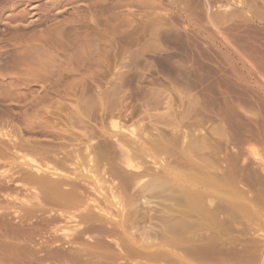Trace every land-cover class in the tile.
I'll use <instances>...</instances> for the list:
<instances>
[{
  "label": "rangeland",
  "instance_id": "rangeland-1",
  "mask_svg": "<svg viewBox=\"0 0 264 264\" xmlns=\"http://www.w3.org/2000/svg\"><path fill=\"white\" fill-rule=\"evenodd\" d=\"M42 2V0L39 1V3ZM256 4L262 7L264 0H48L43 8L23 5L20 9H16L15 11L9 10L3 14L0 13V218H2L0 219V222L2 220V223H0V233L1 236L3 235L4 237L1 238L0 236V242L2 243L4 241L3 244L6 242V245L17 243L15 246H21L19 247L20 249H17L21 250L20 253L25 252L24 257L28 260H31L30 258H36L35 256L38 257L39 254L38 258L42 260L39 259L41 261L38 264H86V262L87 264H124L126 261L127 263L125 264H179L177 260H173L174 258L166 257L165 259L164 256V254L167 255L168 253L167 249H174L173 245L167 242L170 236L172 237V227L170 231H168L170 228L168 227L170 226L168 220L171 218L168 216L169 213L165 212L168 211L169 208L164 210L166 207H164V203L168 204L169 201L163 203L161 197L155 198V195H150V192H146L145 194L140 192L141 195H144H140V197L138 192L140 185L150 180L148 178H152L156 174H159L158 178L160 176L163 177V182L165 183L164 185L162 184L163 182L158 184L157 182L161 179L159 178L156 182L159 187L157 186L154 188L155 191L163 188L165 184L166 187L168 186L167 188L172 186L171 188L174 187L187 191L189 184L185 179L181 178V180H179L180 178L177 179L173 174H168L165 169L162 168V166H165V161L162 160V157L157 158V162L154 164L151 161L155 159L153 154V156H146L141 153L140 148L142 146H150L152 144L151 141H148L150 140L147 139L148 137L145 139L144 136L143 139L145 143H142L143 145L140 143L137 144L131 138V134L128 131L133 128V126L137 127L140 124L141 126L139 127H143L144 135L150 134L154 139L156 136V138L160 136H165L164 138H166L167 135V140H174V142L176 140V147L178 145L181 146L179 143H182L183 140L181 137L183 134L182 131H187L189 134L192 132L190 134V141L192 138L193 142L191 141V146H193L192 149H195V152L192 150V153L194 152L195 154H193L198 157L206 154L205 152H207L209 148L206 147V150L204 142L209 141V139L216 144L221 140L219 145H222L221 148L223 149L225 143L223 137L220 135L225 131L228 136V152L232 153L234 148L241 149L245 146L243 148L247 155L259 159L260 155L255 154V152L251 151L249 148V144L252 143L258 144L261 147L264 146V141L260 139L258 134L259 131L264 130V108H262L264 107V103L262 102L264 100V97H262L264 96V91L261 90L264 89V79L262 78L264 71L262 69L261 71L259 67L253 64L257 59L250 55L251 52L249 50V41L251 39L250 36L253 35V30H264V24L255 22L252 18V6ZM38 11L46 12V14L35 13ZM260 18H262L261 15ZM243 33H245V35ZM252 94L256 95L258 101L255 100L256 98L254 95L252 97ZM235 96L237 97L236 99ZM244 96H251L254 98L253 100L255 102H251L252 104H248L247 102L244 103ZM256 103L258 104L256 105ZM260 103L263 104L261 105ZM231 105L236 109L233 119L226 115L229 113L226 106L230 108ZM260 106H262V109H260ZM226 109L228 112H225ZM226 117L231 119H227ZM114 121L119 122L122 126V131H114L115 129L112 123ZM135 124H137V126ZM173 124L176 127L173 126ZM179 124L181 126H179ZM221 124L225 126L219 129L218 127H220ZM236 126L241 129V134H239L240 137H247L245 133L251 135L247 137L250 139L248 142L243 141L241 144L235 143L237 136H234L236 135L234 129ZM225 127L227 130H225ZM213 128L215 129L213 130ZM123 129L126 131H123ZM215 130L218 134H216ZM178 131L179 134L177 133ZM175 135L177 136L175 137ZM203 137L204 139L202 140ZM117 141H124L127 146L135 148L136 150L139 148L141 155L135 159L134 163L143 167L147 165L150 174L142 176V178L140 176L138 178L139 182L133 181V183L132 180L128 179L127 186H125L127 178L123 180V174L126 176L131 173L129 174V176H131L138 173V171L132 168L130 169L126 167V165L120 166V164H118L119 166H115L114 169L117 173L121 171L123 173L121 175L123 178L121 176H118L121 178L116 176L109 179L105 177L101 179L98 185L95 184L92 177L88 178V176H81L82 167L77 164V160L75 159L77 155L81 159L83 157V159L86 160L85 162H87V164L84 163V167L88 169L90 165L87 159L90 154L91 156L94 155V150L95 152L97 150V155H101L104 160L103 163L101 159V169H99V174L96 173L97 176L101 178L103 177L104 169L108 170L107 167L116 158L115 154L117 156L118 149L115 148ZM36 142L39 144H36ZM33 143L36 146H31ZM51 143L53 146H50ZM110 143H112V145H110ZM130 143H132L131 145L133 147ZM19 145L21 146L19 147ZM83 145H85V147ZM24 146L29 147H27L28 151ZM41 146L43 151H41ZM61 146L62 148L59 149ZM86 146H88V148L90 147L91 151L87 149ZM137 146L139 147L137 148ZM230 147L234 148L230 150ZM85 149H87V152L83 151ZM223 150L220 152L221 154L226 152L225 149ZM88 151L90 153L89 155ZM59 152H61V154ZM175 153L177 154L174 156L170 155L172 156L170 159V156H166L165 159H169L170 163L173 162L172 165H175L174 163H176L178 156L179 158L177 161L182 158H180L181 154L179 150ZM145 156L146 159L144 160ZM64 158H66V160ZM147 158H149L150 161ZM31 159H34L36 163L33 160L32 163ZM60 159L62 160L60 161ZM56 160H58V162H56ZM146 160H148V162ZM25 161H27L28 164ZM62 161H65V163H61ZM57 163L58 165H56ZM67 163H70V165ZM62 164L69 169L64 168ZM172 165H170V167L173 169ZM35 167L41 168L43 173H38L34 169ZM132 171L134 173H132ZM156 171L160 172L157 173ZM26 172L27 176H31V174L34 175L35 172L36 175L43 174V176L45 175L47 178L49 177V179L52 178V180L53 178L59 179L64 173L69 175L71 173L70 176L76 177V179L78 178L77 181L75 179V183L78 182L81 184L82 182L79 186L84 191L86 188L85 194H88V199L91 198L90 203L86 204L85 202L87 201L85 200H83L84 202L70 203V213H65L66 217L65 215L60 216V211L62 212V210L65 209L62 203H59L61 202L60 198H57L55 195L53 196L49 191L45 190L44 192V188L42 187H33V183L32 186L31 182L27 180L29 178L25 176ZM151 173L155 174L152 175ZM2 177L7 179H3ZM114 178L116 179L115 182ZM21 179L23 182H26L23 183ZM103 179H107V181ZM120 179L122 182L124 181L123 187H119L118 184H116ZM84 181H86L85 184ZM69 182L71 185L73 184L72 181ZM67 183L62 184V186L64 185L62 188L65 187L64 190L69 189L71 186L70 183ZM1 186L3 187L1 188ZM124 186L129 190H126ZM257 187L258 186L255 185L253 188L255 192L257 191ZM111 188H114L116 192L119 191L120 188H124L127 194L129 193L128 191L131 190L128 197L136 198L135 200L138 201L136 204H139L137 211L135 207L130 208L134 213L128 208L127 212L129 215L125 212L124 216H127H123V219H126V223L129 224L127 235L123 230H120L118 226L122 214L119 211L118 204H115V202L111 200V196L109 195L111 194ZM41 190L43 191L41 192ZM24 191L27 193V196ZM36 191H39L41 194L39 198H36ZM91 191H93V193ZM46 192L48 193L46 194ZM160 194L167 196L166 193H161L159 191V195ZM46 195H52L53 197H48ZM90 195L93 198H97V200L99 197L97 201L99 204L97 207L99 206L107 212L110 211L113 215V219L108 218L107 220V216L104 218L106 221V223H104L105 225L110 221L108 222L110 225L108 224L109 227L107 225V228L110 230L113 229L112 232L106 233L103 230L92 229V220L89 221L88 219L85 220L81 218V214L86 211V208L90 206L91 209L92 207L93 198ZM263 197L264 195H261L258 199L264 202ZM145 199L152 203H150L151 205L149 207L145 206L146 204L143 202ZM32 202L34 204H32ZM41 203L43 204L41 205ZM75 203L76 206H74ZM127 203H129V200H127ZM77 205L79 206L77 207ZM85 206L87 207L85 208ZM4 209L7 213H5L6 211ZM3 212L7 216L3 215ZM79 212L81 214L78 215ZM71 213H74L72 218ZM8 217L11 219H8ZM54 217L57 218L54 219ZM4 218H6V220ZM140 222H142V224H140ZM21 224L24 226L23 228L26 226V233L18 236L14 235L11 228H13V226H15V228L22 227ZM156 224L159 228L156 227ZM263 224V222L260 224L262 227L257 226L260 230L257 227L254 228L256 230H253L252 233L255 234L256 232L255 236L251 234V237L249 233L242 236L244 241L245 239L252 241L259 238L260 242L256 240L255 243V241H253L254 252H256L254 255L258 254L257 257L259 259L261 257L259 254L262 255L264 252ZM47 225L51 226V228L48 229ZM115 225L118 227L116 228ZM155 228L157 231H155ZM88 229L90 232L87 231ZM147 230L148 233L151 231L148 234L149 237L151 236L150 238L157 236V244L144 246L143 240L144 236H146L144 232ZM162 230H164L166 235L162 233ZM27 231L29 232L27 233ZM260 231L263 234H260ZM33 232H36V234ZM158 232H161V234ZM67 233H69V236L66 237ZM8 234H11L10 237ZM12 234L16 237L14 238ZM158 234H160L159 237ZM161 235L164 236L160 237ZM224 236L225 238H231L234 234L227 233ZM107 237L120 241L121 246L117 247L115 243L108 240ZM260 239H263V241ZM107 241L110 245L107 244ZM99 242L105 243L100 244ZM5 244L3 246L8 248ZM1 245L2 244H0V247L2 249L3 246ZM135 248H137L136 251ZM259 248L263 250L259 252ZM49 249H51V251ZM176 249L177 252H185V249L182 250L181 247ZM178 249L180 250L178 251ZM4 250L6 253H2H4L6 257L0 253V264H19L7 258L8 249L3 248L0 251ZM88 250L91 251L88 252ZM132 250L135 252L134 254L133 252L131 253ZM150 251L153 252L150 253ZM61 252L74 253L75 256H71L73 258L69 257L71 259L61 258L58 256ZM128 252H130L131 255ZM154 252L162 253L163 255L159 253V256H162H160L161 259L159 256L156 257V259L153 258L158 255V253L154 255ZM45 254L47 257H45ZM132 254L137 255L132 256ZM41 255L44 256L40 257ZM192 256L193 255L189 253V257L192 258ZM4 258L8 260L6 259L7 261L5 262ZM258 258L253 260L255 264H260ZM82 260L84 261L82 262ZM117 261L118 263H116ZM251 264H253V262H251Z\"/></svg>",
  "mask_w": 264,
  "mask_h": 264
},
{
  "label": "bare ground",
  "instance_id": "bare-ground-1",
  "mask_svg": "<svg viewBox=\"0 0 264 264\" xmlns=\"http://www.w3.org/2000/svg\"><path fill=\"white\" fill-rule=\"evenodd\" d=\"M14 7V6H13ZM11 8V10L12 11H14L16 8L14 7V8ZM252 8H253V15H252V18H253V20L255 21V22H259V23H263L264 24V4L262 5V7L260 6V5H258V4H256V5H254V6H252ZM243 13H245V12H243ZM260 13V14H259ZM260 15L262 16V18H260ZM239 17V16H238ZM242 17V16H241ZM244 17V16H243ZM232 18V17H231ZM236 18V17H235ZM245 18H246V16H245ZM244 18V19H245ZM230 20V19H229ZM228 20V21H229ZM246 20V19H245ZM237 21V20H236ZM239 22V21H238ZM234 23V22H233ZM233 25H235V24H233ZM231 27H232V25H231ZM234 27V26H233ZM228 28H230V27H228ZM235 28V27H234ZM238 28V27H237ZM236 28V29H237ZM230 30V29H229ZM234 30V29H233ZM249 32V31H248ZM251 32V31H250ZM249 32V33H250ZM238 33V32H237ZM240 33V32H239ZM246 33V32H245ZM245 33H243L244 35H245ZM252 33V32H251ZM225 34H227V33H225ZM236 34V33H235ZM246 34H248V33H246ZM228 35V34H227ZM232 35H234V34H232ZM231 35V36H232ZM237 35V34H236ZM235 35V36H236ZM239 35V34H238ZM241 35V34H240ZM225 36V35H224ZM228 36H230V35H228ZM227 37V36H226ZM251 37V39H250V41H249V50H250V55L251 56H253V57H255L256 59H257V61L256 62H253V64L255 65V66H257V67H259L260 68V70L262 69L263 71H264V30H261V31H259V30H253V35L252 36H250ZM235 38H238V37H235ZM241 38V37H240ZM231 39V38H230ZM239 39V38H238ZM243 39H245V38H243ZM237 40V39H236ZM246 40V39H245ZM232 41V40H231ZM235 41V40H234ZM241 41H242V38H241ZM238 43V42H237ZM248 44V43H247ZM235 45V44H234ZM244 46V45H243ZM248 47V46H247ZM244 48V47H243ZM240 49V48H239ZM245 50H247V49H245ZM243 52H244V50H243ZM232 61V60H231ZM261 70V71H262ZM260 73V72H259ZM258 73V74H259ZM241 75V74H240ZM256 76V75H255ZM258 78V77H257ZM259 78H260V76H259ZM263 79H264V74H263V77H262ZM263 81V80H262ZM257 88V87H256ZM261 90H263L264 91V89H261ZM230 91V90H229ZM232 92V91H231ZM234 92V91H233ZM237 92V91H236ZM259 92V91H258ZM261 92V91H260ZM239 93V92H238ZM231 94H234V93H231ZM236 94V93H235ZM239 94H241V93H239ZM251 95V94H250ZM253 95L254 94H252V97H253ZM264 95V94H263ZM234 96V95H233ZM262 96V95H261ZM227 97V96H226ZM240 97V96H239ZM249 97H251V96H247V97H245L244 96V103H248V104H250L251 102H255L253 99L254 98H249ZM254 97L256 98L255 100H257L258 101V99H257V97H256V95H254ZM262 97H264V96H262ZM237 97L235 96V99H236ZM210 99H211V97H210ZM242 99V98H241ZM261 99V98H260ZM260 99H259V101H260ZM212 100V99H211ZM263 100V99H262ZM261 100V101H262ZM227 101H228V98H227ZM237 101V100H236ZM241 101H243V100H241ZM256 101V102H257ZM231 102V101H230ZM263 103H264V100L262 101ZM240 103V102H239ZM263 103H260L261 105L263 104ZM228 104V103H227ZM242 104V103H241ZM252 104V103H251ZM258 103H256V105H257ZM230 105V104H229ZM264 105V104H263ZM241 107V106H240ZM257 107H259V106H257ZM262 106H260V109H262V108H264V107H262ZM226 108L228 109V111H229V113L228 114H226L227 116H229V117H232V119L235 117V113H236V109H235V107L233 106V105H231V107L230 108H228V106H226ZM227 109H226V111L225 112H228L227 111ZM225 115V116H226ZM224 117V116H223ZM227 118V119H231V118ZM226 118H225V120H226ZM179 119V118H178ZM184 120V119H183ZM175 121V120H174ZM227 121V120H226ZM264 121V120H263ZM221 122V121H220ZM219 122V123H220ZM113 123V128L115 129H113L114 131H116V130H118L119 132L120 131H122V126L119 124V122L118 121H114V122H112ZM264 123V122H263ZM138 124V123H137ZM137 124H135L136 126H137ZM175 124V123H174ZM173 124V126H175ZM177 124V123H176ZM133 125V124H132ZM215 125V124H214ZM139 126H141L140 124H139ZM139 126H137V127H134L133 126V128H131L128 132L131 134V138L134 140V142L135 143H140V144H144L145 143V141H144V136H145V139H146V137H148L147 139H150V140H148V141H151V145L150 146H147V145H144V146H142L140 149H141V153L143 154V155H146V156H148V155H150V156H153L154 155V157H155V159H152V158H150V159H152L151 161L154 163V164H156V160H157V158H159V157H162V160H164L165 161V166H162V168L163 169H165V171L168 173V174H173L177 179H179V180H181V178L182 179H185L187 182H188V184H189V186H188V190L186 191H184V190H182V189H179V188H171L172 186H169V188H167L166 187V184H165V186L163 187V188H160V189H158V190H156L155 191V189L154 188H156L157 186L159 187V185L158 184H160V183H162L163 182V180H164V178L163 177H159V178H163L162 179V181H161V179H160V181L159 182H157L158 181V176H159V174H156L155 176H153L152 178H148V179H150V180H147L146 182H144V183H142V185H140V187H139V192H138V194H139V196L141 195L140 194V192H142V194H145L146 192H150L151 194L150 195H155V198L156 197H158V198H162V202L164 203V202H166V201H169V203L167 204H165L164 203V210L167 208H169L168 209V211H165L166 213L168 212L169 214H168V216H170L169 218H171L170 220H168L169 221V224H170V226H168V227H170L169 229H168V231H170V229H171V227H172V237L170 236V241H169V239H168V241L167 242H170L171 243V245H173V247H174V249H167V255H165L164 254V256H165V259H166V257H172V258H174L173 260H177V262L179 263V264H244L245 262V264H247V262H248V264H249V262H250V264H251V262H253V264H255L254 262L255 261H253L255 258L257 259L258 257V254L257 255H254V253H256V252H254V242L253 241H255V243H256V240H257V242L259 241V238L258 239H256V240H247V239H245V241L242 239V236L243 235H246V234H248L249 233V235L252 237V235L254 234V233H252L253 232V230H256V229H254V228H256L257 226L259 227L260 226V224L263 222L264 223V202L263 201H261V200H259L258 198L261 196V195H264V146L263 147H261V146H259L258 144H254V143H252V144H249L250 145V150L251 151H254L255 152V154H259L260 155V158L259 159H255L254 157H252L251 155H247V153H245V149L243 148V147H245V146H241L242 148L241 149H236V148H234V147H230L231 149L230 150H232V148H234V150H233V152L231 153V152H228L227 151V143H228V136H227V134H226V132L224 131L223 132V129H222V135H220L221 137H223V139H224V143H225V145H223V146H225L223 149H225L226 150V152L224 153V154H221L220 152L223 150L221 147H222V145H219V143L221 142V140H220V142L219 141H217V142H219L218 144H216V143H214L213 141H210V139H209V141H205L204 142V145H206L205 146V148L207 147V148H209L208 150H207V148H206V150H207V152H205V153H203V154H205V155H203V156H201V157H198V156H196V155H194L195 153V149H192L193 148V146H191V141L193 142V139L191 138V141H190V137H191V133L189 134V132H187V131H182V135H181V137L183 138V140H182V143H179V144H181V146H177L176 147V140H175V142H174V140H172V141H170V140H167L166 138H167V135H166V138H164V137H162V136H160V137H158V138H156L155 136V139L153 138V136H151L150 134L149 135H144V130H143V127H139ZM179 126H181L180 124H179ZM178 126V127H179ZM185 126H187V125H185ZM218 126H220V125H218ZM222 126H223V124H221V126L220 127H218L219 129H221L222 128ZM225 126V125H224ZM223 126V127H224ZM127 127V126H126ZM176 127V126H175ZM216 127V126H215ZM111 128H112V126H111ZM184 128V127H183ZM226 128V127H225ZM176 129V128H175ZM178 129V128H177ZM176 129V130H177ZM187 129V128H186ZM215 128H213V130H214ZM219 129H218V132H219ZM112 130V129H111ZM125 129H123V131H124ZM146 130V129H145ZM174 130V129H173ZM179 130V129H178ZM185 130V129H184ZM217 130V129H216ZM215 130V131H216ZM225 130H227V128L225 129ZM126 131V130H125ZM179 131H181V130H179ZM179 131L177 132L178 134H179ZM215 131H213V132H215ZM105 132V131H104ZM156 132H157V130H156ZM162 132V131H161ZM200 132H202V131H200ZM212 132V131H211ZM210 132V133H211ZM234 132H235V134L236 135H234L235 137H236V141H235V143L237 144V143H242L243 141H246V142H248L250 139L249 138H247V137H249V136H251L249 133H245V135L247 136V137H240L239 136V134H241V129L238 127V126H236L235 127V129H234ZM89 133V132H88ZM87 133V134H88ZM90 133H91V131H90ZM95 133V132H94ZM143 133V134H142ZM150 133H152V132H150ZM155 133V132H154ZM176 133V134H177ZM181 133V132H180ZM209 133V134H210ZM103 134V133H102ZM157 134V133H156ZM163 134V133H162ZM164 134H166V133H164ZM175 134V133H174ZM205 134V133H204ZM216 134H218L217 133V131H216ZM259 136H260V139L262 140V141H264V135H262V134H264V130H262V131H259ZM152 135H154L153 133H152ZM172 135V134H171ZM190 135V136H189ZM174 136V135H173ZM177 135H175V137H176ZM206 136V135H205ZM169 137H170V135H169ZM169 137H168V139H169ZM189 137V138H188ZM199 137V136H198ZM207 137V136H206ZM231 137V136H230ZM173 138V137H172ZM178 138V137H177ZM195 138V137H194ZM209 138V137H208ZM95 139V138H94ZM119 139V138H118ZM123 139V138H122ZM176 139V138H175ZM196 139V138H195ZM200 139V138H199ZM204 139V137L202 138V140ZM206 139V138H205ZM221 139V138H220ZM235 139V138H234ZM123 140H126V139H123ZM129 140V139H128ZM197 140V139H196ZM208 140V139H207ZM232 140H233V137H232ZM112 141V140H111ZM110 141V142H111ZM127 141V140H126ZM144 141V142H143ZM178 141V140H177ZM234 141V140H233ZM16 142V141H15ZM179 142H180V140H179ZM197 142V141H196ZM260 142V141H259ZM32 143V142H31ZM38 142H36V144H37ZM101 143V142H100ZM109 143V142H108ZM128 143V142H127ZM203 143V142H202ZM234 143V144H235ZM262 143V142H261ZM39 144V143H38ZM40 144H42V143H40ZM52 144V143H51ZM50 144V146H53V144L51 145ZM69 144V143H68ZM78 144V143H77ZM85 144V143H84ZM96 144V143H95ZM117 145H115L116 147L115 148H117L118 149V153H117V156H116V154H115V157H113V158H115L114 159V161L113 162H111L110 163V165L107 167V169L108 170H105L104 169V174L102 175L103 177H98L97 176V174L96 173H98L100 170L99 169H101V163L104 161L102 158V156L101 155H97V153L96 152H98L97 150H96V152H95V150H94V155L93 156H91V154L89 153V151H88V155L90 154V156L88 157V159H87V161H88V163H89V165H90V167L87 169V168H85L84 167V163H86L87 164V162H85L86 160L85 159H83V157H82V159L77 155V158H75L76 160H77V164L78 165H80V167H82V169H81V171H82V173H81V176L83 175V176H88V178L89 177H92L93 179V181L95 182V184H100V182H101V179L102 178H113V177H118V176H121L123 173L120 171H118V173L116 172V171H114V169H115V166H117L118 164H120V166H122V165H126V167H128V168H132V169H135V170H137L138 171V173H135V174H133V175H131V176H129V174H131V173H129L128 175H126L125 176V174H123V180H125L126 178H127V181H126V184H125V186H127V182H128V179L129 180H132V182L133 181H136V182H139V180H138V178L141 176V178H142V176H145V175H147V174H150V172H149V170H148V167H147V165H145V163H144V165L147 167H143V166H140L139 164L138 165H136V163H134V161H135V159L136 158H138V157H140V155H141V153L139 152V146H137V150L135 149V148H131L130 146H127V144L126 143H124V141L122 142V141H117V143H116ZM132 143H130V145H131ZM142 144V145H143ZM197 144H199V143H197ZM222 144V143H221ZM229 144V143H228ZM232 144V143H231ZM16 145V144H15ZM18 145V144H17ZM26 145V144H25ZM28 145V144H27ZM32 145H35L34 143L33 144H31V146ZM48 145H49V143H48ZM47 145V146H48ZM71 145V144H70ZM86 145V144H85ZM85 145H83L84 147H85ZM97 145V144H96ZM106 145H107V143H106ZM110 145H112V143H110ZM261 145V144H260ZM21 145H19V147H20ZM23 146V145H22ZM28 146H30V145H28ZM27 146V147H28ZM36 146V145H35ZM34 146V147H35ZM45 146V145H44ZM57 146V145H56ZM132 146V145H131ZM135 146V145H134ZM235 146V145H234ZM18 147V148H19ZM26 149H27V147L26 146H24ZM24 147H23V149H24ZM49 147V146H48ZM70 147V146H69ZM69 147H67V148H69ZM87 147V149H89L90 151H91V149H90V147L88 148V146H86ZM92 147H93V145H92ZM96 147V146H95ZM102 147V146H101ZM107 147V146H106ZM133 147V146H132ZM204 147V146H203ZM229 147V146H228ZM236 147V146H235ZM17 148V149H18ZM29 148V147H28ZM31 148H33V147H31ZM38 148V147H37ZM60 148H62V146L61 147H59V149ZM74 148H76V147H74ZM97 148V147H96ZM9 149V148H8ZM11 149V148H10ZM58 149V150H59ZM78 149H79V147H78ZM87 149H85V150H83V151H85V152H87L86 150ZM101 149V148H100ZM222 149V150H221ZM19 150V149H18ZM35 150V149H34ZM33 150V151H34ZM39 150V149H38ZM47 150V149H46ZM58 150H57V152H58ZM67 150V149H66ZM75 150V149H74ZM92 150H93V148H92ZM103 150V149H102ZM108 150V149H107ZM107 150H105V151H107ZM116 150V149H115ZM178 150H179V153L182 155H180V158L181 159H179V161H177L178 160V158H179V156H178V158H177V160H176V163H174L175 165H172V163L173 162H171L170 163V158L172 157V156H170V155H176L177 153H175L176 151L178 152ZM192 150H194V154L192 153ZM27 151H28V149H27ZM32 151V150H31ZM30 151V152H31ZM32 151V152H33ZM41 151H43L42 150V146H41ZM45 151V150H44ZM69 151H72V150H69ZM104 151V152H105ZM109 151V150H108ZM249 151V150H248ZM35 152V151H34ZM68 152V151H67ZM82 152V151H81ZM100 152V151H99ZM223 152H224V150H223ZM11 153V152H10ZM39 153H40V151H39ZM60 154H61V152H59ZM80 153V152H79ZM95 153H96V155H95ZM115 153V152H114ZM113 153V154H114ZM158 153V154H157ZM178 153V154H179ZM33 154V153H32ZM81 154V153H80ZM84 154V153H83ZM99 154V153H98ZM153 154V155H152ZM37 155V154H36ZM35 155V156H36ZM59 155V154H58ZM69 155H70V153H69ZM68 155V156H69ZM102 155H103V152H102ZM156 155H158V156H156ZM34 156V157H35ZM55 156V155H54ZM53 156V157H54ZM104 156V155H103ZM114 156V155H113ZM146 156H145V158H144V160L146 159ZM166 156H170L169 157V159L168 160H165L166 159ZM18 157V156H17ZM50 157V156H49ZM57 157V156H56ZM61 157V156H60ZM70 157V156H69ZM74 157H75V155H74ZM74 157L72 156V158H73V160H74ZM87 157V156H86ZM164 157V158H163ZM175 157H177V156H175ZM38 158H39V156H38ZM40 158H41V156H40ZM48 158V157H47ZM108 158V157H107ZM112 158V157H111ZM9 159V158H8ZM11 159V158H10ZM53 159H56V158H53ZM59 159V158H58ZM65 160H66V158H64ZM101 159H102V162H101ZM148 160H149V158H147ZM32 160L35 162V160L34 159H31V162H32ZM40 160V159H39ZM62 159H60V161H61ZM69 160V159H68ZM67 160V161H68ZM106 160V159H105ZM109 160V159H108ZM143 160V159H142ZM142 160H141V162H142ZM148 160H146L147 162H148ZM51 161V160H50ZM71 161V160H70ZM150 161V160H149ZM163 161V162H164ZM26 163H27V161H25ZM25 162H24V164H25ZM28 162H30V161H28ZM30 162V163H31ZM45 162H47V161H45ZM56 162H58V160H56ZM73 162V161H72ZM139 162V161H138ZM144 162V161H143ZM151 162V163H152ZM33 163V162H32ZM36 163V162H35ZM43 163V162H42ZM53 163V162H52ZM55 163V162H54ZM60 163V162H59ZM61 163H65V161H62ZM104 163V162H103ZM162 163V162H161ZM10 164V163H9ZM28 164V163H27ZM44 164V163H43ZM47 164V163H46ZM45 164V165H46ZM62 164V165H63ZM68 164V163H67ZM26 165V164H25ZM56 165H58V163L56 164ZM68 165H70V163L68 164ZM74 165V164H73ZM170 165H172V167H173V169L170 167ZM18 166V165H17ZM64 166V168H66L65 167V165H63ZM119 166V165H118ZM148 166H149V164H148ZM27 167H29V166H27ZM34 167V166H33ZM32 167V168H33ZM49 167V166H48ZM57 167V166H56ZM60 167H62V166H60ZM69 167V166H68ZM76 167H77V165H76ZM79 167V168H80ZM158 167V166H157ZM14 168V167H13ZM18 168V167H17ZM23 168V167H22ZM24 168H25V166H24ZM52 168V167H51ZM53 168H54V166H53ZM52 168V169H53ZM63 168V167H62ZM103 168H104V166H103ZM117 168V167H116ZM152 168H153V166H152ZM156 168V167H155ZM16 169V168H15ZM21 169V168H20ZM30 169H31V166H30ZM38 173H43L42 171L43 170H41V168H37V167H35L34 168ZM48 169V168H47ZM66 169H69V168H66ZM71 169V168H70ZM73 169V168H72ZM75 169V168H74ZM77 169H78V167H77ZM13 170V169H12ZM34 170V171H35ZM59 170V169H58ZM64 170V169H63ZM117 170V169H116ZM122 170V169H121ZM150 170H153V169H150ZM25 171V170H24ZM32 171V170H31ZM60 171H61V169H60ZM68 171V170H67ZM70 171V170H69ZM7 172V171H6ZM19 172V171H18ZM30 172V171H29ZM72 172V171H71ZM84 172V173H83ZM102 172V171H101ZM126 173H128L127 171H125ZM149 172V173H148ZM157 173L158 172H160V171H156ZM155 172V173H156ZM31 173V172H30ZM30 173H28V174H30ZM68 173V172H67ZM75 173H76V171H75ZM107 173V174H106ZM132 173H134L133 171H132ZM155 173H153V174H155ZM15 174H17V173H15ZM20 174V173H19ZM18 174V175H19ZM23 174V173H22ZM26 175L25 176H27V172L25 173ZM63 174V173H62ZM78 174H80V173H78ZM99 174V173H98ZM152 174V173H151ZM152 174V175H153ZM12 175V174H11ZM24 175V174H23ZM47 175H49V174H47ZM70 175H71V173H70ZM69 174H63L62 175V177L60 178L59 177V179L58 178H56V179H54L53 178V180H52V178L51 179H49V177L47 178L45 175L43 176V174H39V175H36L35 174V172H34V175H32L31 174V176H27L29 179H27V177H26V179L29 181V182H31V185H32V183H33V187H38V188H44L43 190H44V192H45V190L46 191H49L50 193H52L53 194V196L55 195V196H57V198H60V201L61 202H59L60 204L62 203V205L64 206V210H62V212L60 211V213H59V215L60 216H64L65 215V213H70V210L71 209H69L70 208V203H74V202H76V203H78V202H84L83 200H85V201H87V202H85L86 204H89L90 203V199H88L87 197V195L85 194V192H86V188H85V191L84 190H82L81 189V187L79 186V185H81L82 184V182H81V184L80 183H75L76 181H77V179H76V177H73V176H70ZM101 175V174H100ZM4 176H5V174H4ZM13 176V175H12ZM79 176V175H78ZM163 176V175H162ZM6 177V176H5ZM4 177V178H5ZM8 177H9V175H8ZM14 177V176H13ZM121 177H118V178H121ZM3 178V177H2ZM3 178V179H4ZM11 178V177H10ZM5 179H7V178H5ZM19 179V178H18ZM75 179H76V181H75ZM84 179V178H83ZM82 179V180H83ZM115 179V178H114ZM86 180V179H85ZM104 181H107V179H103ZM111 180V179H110ZM113 180V179H112ZM156 180V181H155ZM185 180H184V182H185ZM2 181V180H1ZM21 181H22V179H21ZM67 181H68V183H67ZM69 181H72L73 182V184L71 185V183L69 182ZM116 181V179L114 180V182ZM155 181V182H154ZM23 182V181H22ZM24 182H26V181H24ZM23 182V183H24ZM85 182L86 181H84V184H85ZM124 182V181H123ZM123 182L121 181V179H120V181H118V183L116 182V184H118V186L119 187H123ZM156 182L158 183V184H156ZM2 183H3V181H2ZM7 183V182H6ZM9 183V182H8ZM64 183H67V184H69L70 183V188L69 189H67V190H64V188H62L63 186H62V184H64ZM121 184V186H120V184ZM134 183V182H133ZM132 183V184H133ZM164 183L165 182H163L162 184L164 185ZM11 184H12V182H11ZM10 184V185H11ZM15 184V183H14ZM113 184V183H112ZM130 184H131V182H130ZM161 184V185H162ZM9 185V184H8ZM21 185V184H20ZM91 185V184H90ZM139 185V184H138ZM156 185V186H155ZM169 185V184H168ZM171 185H174V184H171ZM187 185V184H186ZM255 185H257L258 187H257V191L255 192L254 191V187H255ZM15 186V185H14ZM67 186V185H66ZM84 186H86V185H84ZM114 186V185H113ZM124 186V187H125ZM131 186V185H130ZM3 186H1V188H2ZM87 187V186H86ZM109 187V186H108ZM108 187H106V188H108ZM111 187V186H110ZM118 187V188H119ZM167 189H166V188ZM176 187V186H175ZM24 188H26V187H24ZM32 188V187H31ZM91 188V187H90ZM115 188H116V186H115ZM130 188V187H129ZM171 188V189H170ZM185 188H187V187H185ZM8 189V188H7ZM15 189V188H14ZM28 189V188H27ZM84 189V188H83ZM93 189V188H92ZM92 189H90V190H92ZM121 189V188H120ZM119 189V191H115L114 190V188L112 189L111 188V194H109L110 196H111V200H113V202H115V204H118V207H119V211L121 212V214H122V218H121V221H120V223H119V228H120V230H123V232L127 235V228H128V225L129 224H127L126 223V219H123L124 217H126V216H124V214H125V212H127L128 211V208L130 209V208H133V207H135L136 208V211H137V207H138V205H136L137 203H138V201L137 200H135L136 198H133V197H128V194L130 195V191H128L129 193L127 194V192H126V190L128 189H126V187H125V189L123 188V189H121L120 190ZM134 189V188H133ZM17 190H19V189H17ZM35 190V189H34ZM43 190H41V192L43 191ZM118 190V189H117ZM129 190V189H128ZM7 191V190H6ZM23 191V190H22ZM93 191H94V189H93ZM93 191H91L92 193H93ZM108 191V190H107ZM137 191V190H136ZM159 191L162 193H166L167 194V196H165L164 194H160L159 195ZM28 192V191H27ZM133 192V191H132ZM3 193V192H2ZM14 193H17V192H14ZM24 193H26L25 191H24ZM30 193V192H29ZM31 193H33V192H31ZM36 194V198H39L40 197V192L39 191H36L35 192ZM48 192H46V194H47ZM87 193H89V192H87ZM135 193V192H134ZM155 193V194H154ZM34 194V193H33ZM96 194V193H95ZM95 194H93V195H95ZM147 194H149V193H147ZM146 194V195H147ZM34 195V196H35ZM49 195V194H48ZM48 195H46V196H48ZM145 195V196H146ZM150 195H147V196H150ZM163 195V196H162ZM22 196V195H21ZM26 196H27V193H26ZM31 196V195H30ZM33 196V197H34ZM45 196V197H46ZM50 196H52V195H50ZM50 196H48V197H50ZM52 196V197H53ZM91 196V195H90ZM141 196H144V195H141ZM140 196V197H141ZM152 196V197H153ZM11 197V196H10ZM24 197V196H23ZM92 197V196H91ZM151 197V196H150ZM26 198V197H25ZM28 198V197H27ZM35 198V199H36ZM42 198V197H41ZM47 198V197H46ZM45 198V199H46ZM93 198V197H92ZM129 198V199H128ZM146 198V197H145ZM17 199V198H16ZM21 199V198H20ZM31 199H33V198H31ZM45 199H44V201H45ZM101 199H102V197H101ZM134 199V200H133ZM151 199V198H150ZM171 199V200H170ZM22 200V199H21ZM24 200V199H23ZM48 200H49V198H48ZM98 200H99V197H98ZM97 198H93L92 199V203L93 204H91L92 205V207H91V209H90V206L89 207H87V206H85V208H86V211H84L82 214L79 212L78 213V215L79 214H81L80 216H81V218H83V219H85V220H92V229H94L95 228V230L97 229V230H103L104 232H106V233H110V232H112V230L113 229H109V228H107V225L109 224L108 222H110V221H108L107 222V225H105L104 223H106V221H105V216H107L106 217V219L108 220V218L109 219H113V215L111 214V212L109 211V212H107V211H105L103 208H100L99 206L97 207V205L99 204L97 201ZM127 200H129V203H127ZM263 200H264V197H263ZM6 201H7V199H6ZM12 201V200H11ZM16 201V200H15ZM32 201V200H31ZM50 201V200H49ZM101 201V200H100ZM3 202V201H2ZM23 202V201H22ZM39 202H40V199H39ZM143 202H144V204H146L145 206H147V207H149L152 203L149 201V200H147V199H145V200H143ZM153 202V201H152ZM156 202V201H155ZM158 202V201H157ZM161 202V203H162ZM21 203V202H20ZM38 203V202H37ZM47 203V202H46ZM45 203V204H46ZM53 203V202H52ZM76 203H75V205L74 206H76ZM85 203H84V205H85ZM151 203V204H150ZM1 204V203H0ZM5 204H6V202H5ZM16 204V203H15ZM21 204H23V203H21ZM25 204V203H24ZM28 204V203H27ZM32 204H34L33 202H32ZM43 203H41V205H42ZM48 204V203H47ZM50 204V203H49ZM55 204V203H54ZM53 204V205H54ZM81 204H83V203H81ZM102 204V203H101ZM154 204V203H153ZM156 204V203H155ZM160 204V203H159ZM158 204V205H159ZM14 205V204H13ZM51 205V204H50ZM56 206H58L57 204H55ZM54 205V206H55ZM33 206V205H32ZM74 206H72V207H74ZM79 205H77V207H78ZM82 206V205H81ZM36 207V206H35ZM60 207H62V206H60ZM108 207V206H107ZM142 207V206H141ZM155 207H157V206H155ZM5 208V207H4ZM34 208V207H33ZM85 208H84V210H85ZM112 208V207H111ZM145 208V207H144ZM159 208V207H158ZM25 209H27V208H25ZM39 209V208H38ZM44 209V208H43ZM63 209V208H62ZM73 209V208H72ZM115 209V208H114ZM5 210V209H4ZM18 210H20V209H18ZM17 210V211H18ZM46 210V209H45ZM44 210V211H45ZM75 210V209H74ZM131 210V209H130ZM163 210V211H164ZM1 211V210H0ZM6 211V210H5ZM11 211V210H10ZM16 211V212H17ZM23 211V210H22ZM28 211V210H27ZM31 211H33V210H31ZM39 211V210H38ZM43 211V210H42ZM48 211V210H47ZM83 211V210H82ZM81 211V212H82ZM160 211H161V209H160ZM159 211V212H160ZM13 212V211H12ZM131 212H133L132 210H131ZM130 212V213H131ZM157 212V211H156ZM164 212V213H165ZM5 213H7V211L5 212ZM10 213V212H9ZM25 213V212H24ZM23 213V214H24ZM134 213V212H133ZM145 213V212H144ZM21 214V213H20ZM22 214V215H23ZM34 214H35V212H34ZM43 214V213H42ZM53 214V213H52ZM55 214H56V212H55ZM55 214H53V215H55ZM72 214V213H71ZM74 214V213H73ZM73 214L71 215V218L73 217ZM127 214L129 215V213L127 212ZM143 214V213H142ZM141 214V215H142ZM3 215H5L4 214V212H3ZM2 215V216H3ZM10 215V214H9ZM21 215V216H22ZM39 215V214H38ZM52 215V216H53ZM68 215V214H67ZM130 215H132V214H130ZM159 215V214H158ZM1 216V217H2ZM5 216H7V215H5ZM16 216H17V214H16ZM46 216V215H45ZM124 216V217H123ZM138 216H140V215H138ZM137 216V217H138ZM162 217H164L163 215H161ZM167 216V215H166ZM167 216V217H168ZM4 217V216H3ZM10 217V216H9ZM8 217V219H11V218H9ZM20 217V216H19ZM58 217V216H57ZM57 217H54V219H56ZM65 217H66V215H65ZM64 217V218H65ZM70 217V216H69ZM68 217V218H69ZM131 217V216H130ZM166 217V218H167ZM51 218V217H50ZM50 218H49V220H50ZM75 218V217H74ZM80 218V219H81ZM132 218V217H131ZM158 218V217H157ZM0 219H2V218H0ZM5 220H6V218H4ZM7 219V220H8ZM46 219V218H45ZM142 219V218H141ZM162 219V218H161ZM26 220H27V218H26ZM38 220V219H37ZM52 220V219H51ZM62 220V219H61ZM128 220H130V219H128ZM128 220H127V222H128ZM137 220V219H136ZM158 220V219H157ZM164 220V219H163ZM11 221V220H10ZM21 221V220H20ZM29 221V220H28ZM42 221V220H41ZM65 221H66V219H65ZM16 222V221H15ZM31 222V221H30ZM44 222V221H43ZM46 222V221H45ZM54 222V221H53ZM56 222V221H55ZM70 222V221H69ZM76 222V221H75ZM78 222V221H77ZM162 222H164V221H162ZM0 223H2V220H1V222ZM19 223V222H18ZM82 223H83V221H82ZM87 223V222H86ZM24 224V223H23ZM64 224H66V223H64ZM80 224V223H79ZM126 224H127V227H126ZM138 224V223H137ZM140 224H142V222H140ZM168 224V225H169ZM22 225V224H21ZM25 225V224H24ZM30 225V224H29ZM28 225V226H29ZM32 225V224H31ZM38 225V224H37ZM82 225V224H81ZM110 225V224H109ZM109 225H108V227H109ZM132 225V224H131ZM135 225V224H134ZM157 225V224H156ZM166 225H167V223H166ZM264 225V224H263ZM10 226V225H9ZM27 226V227H28ZM48 226V225H47ZM59 226V225H58ZM73 226V225H72ZM76 226V225H75ZM87 226V225H86ZM86 226H84V227H86ZM116 226V225H115ZM114 226V227H115ZM118 226H116V228L118 227ZM136 226V225H135ZM150 226V225H149ZM165 226V225H164ZM3 227V226H2ZM24 226L22 225V227H19V228H15V226H13V228H11V231H12V233L14 234V235H16V236H18V235H20V234H24V233H26V226H25V228H23ZM43 227V226H42ZM55 227V226H54ZM69 227V226H68ZM83 227V228H84ZM91 227V226H90ZM113 227V228H114ZM133 227V226H132ZM144 227V226H143ZM151 227V226H150ZM156 227H158V225L156 226ZM167 227V228H168ZM257 227V228H258ZM260 227H262V226H260ZM4 228V227H3ZM9 228V227H8ZM34 228V227H33ZM46 228V227H45ZM49 228H51V226H48V229ZM56 228V227H55ZM63 228V227H62ZM80 228V227H79ZM78 228V229H79ZM112 228V227H111ZM137 228V227H136ZM141 228V227H140ZM159 228V227H158ZM2 229V228H1ZM6 229V228H5ZM44 229V228H43ZM69 229V228H68ZM143 229V228H142ZM148 229V228H147ZM150 229V228H149ZM259 229V228H258ZM258 229H257V231H258ZM27 230H28V228H27ZM30 230H31V228H30ZM29 230V231H30ZM36 230V229H35ZM83 230V229H82ZM82 230H80V231H82ZM130 230V229H129ZM152 230V229H151ZM165 230V229H164ZM164 230H162L163 232L162 233H165L164 232ZM167 230V229H166ZM260 230V229H259ZM9 231V230H8ZM11 231H10V233H11ZM29 231H27V233L29 232ZM84 231H85V229H84ZM87 231H89V229L87 230ZM91 231H93V230H91ZM117 231V230H116ZM143 231V230H142ZM155 231H157L156 230V228H155ZM154 231V232H155ZM48 232V231H47ZM90 232V231H89ZM94 232V231H93ZM97 232V231H96ZM115 232V231H114ZM151 232V231H150ZM149 232V233H150ZM5 233V232H4ZM33 233H35L36 234V232H33ZM39 233V232H38ZM56 233V232H55ZM78 233V232H77ZM82 233V232H81ZM85 233H87V232H85ZM145 234H146V236H144V240H143V244H144V246L145 245H148V246H151L152 244H155L157 241H156V238H157V236L156 237H154V238H150L149 236H148V230L147 231H145L144 232ZM155 233H157V232H155ZM158 233H160L161 234V232H158ZM227 233H231V234H234V236L233 237H229V238H225V234H227ZM259 233V232H258ZM12 234V236L14 237V235ZM44 234V233H43ZM52 234H53V232H52ZM57 234V233H56ZM65 234V233H64ZM69 233H67V235H66V237L67 236H69L68 235ZM76 234V233H75ZM88 234V233H87ZM91 234H93V233H91ZM97 234V233H96ZM112 234V233H111ZM137 234H139V233H137ZM136 234V235H137ZM142 234V233H141ZM160 234H158V237H159V235ZM252 234V235H251ZM260 234H263V233H261V231H260ZM9 235V234H8ZM11 235V234H10ZM10 235H9V237H10ZM26 235H28V234H26ZM30 235V234H29ZM131 235V234H130ZM144 235V234H143ZM156 235V234H155ZM165 235H166V233H165ZM256 235V232H255V234H254V236ZM259 235V234H258ZM0 236H1V233H0ZM15 236V237H16ZM22 236V235H21ZM20 236V237H21ZM25 236V235H24ZM42 236V235H41ZM44 236V235H43ZM51 236V235H50ZM56 236V235H55ZM81 236V235H80ZM162 236H164V235H161L160 237H162ZM169 236V235H168ZM264 236V235H263ZM3 237V235L1 236V238ZM6 237V236H5ZM14 237V238H15ZM33 237V236H32ZM45 237V236H44ZM43 237V238H44ZM62 237V236H61ZM76 237V236H75ZM75 237H73V238H75ZM85 237V236H84ZM97 237H98V235H97ZM97 237L95 236V238L97 239ZM110 237V236H109ZM109 237H107L108 238V240H110V241H113L114 243H115V245L117 246V247H119V246H121V244H120V241H117V240H115V239H110ZM125 237V236H124ZM258 237V236H257ZM4 238V237H3ZM24 238V237H23ZM29 238V237H28ZM42 238V237H41ZM48 238V237H47ZM59 238H60V235H59ZM70 238H71V236H70ZM103 238V237H102ZM101 238V239H102ZM106 238V237H105ZM143 238V237H142ZM172 238V239H171ZM261 238H263V237H261ZM11 239H13V238H11ZM20 239V238H19ZM22 239V238H21ZM31 239V238H30ZM37 239V238H36ZM39 239V238H38ZM48 239H50V238H48ZM55 239V238H54ZM57 239V238H56ZM86 239V238H85ZM100 239V238H99ZM99 239H98V241H99ZM141 239V238H140ZM160 239H162V238H160ZM166 239V238H165ZM252 239V238H251ZM91 240V239H90ZM104 240V239H103ZM102 240V241H103ZM106 240V239H105ZM127 240V239H126ZM167 240V239H166ZM244 242H243V241ZM247 240V241H246ZM261 240V239H260ZM1 241V240H0ZM5 241H7V240H5ZM51 241V240H50ZM261 241H263V239L261 240ZM4 242V241H3ZM3 242L1 243L0 242V244H2L1 246H3L4 244H3ZM9 242V241H8ZM15 242V241H14ZM88 242V241H87ZM92 242V241H91ZM108 242V241H107ZM161 242V241H160ZM260 242V241H259ZM9 243H11V242H9ZM13 243V242H12ZM35 243V242H34ZM93 243H94V241H93ZM100 243V242H99ZM99 243H98V245H99ZM103 243V242H102ZM102 243H100V244H102ZM105 243V242H104ZM103 243V244H104ZM113 243V244H114ZM58 244V243H57ZM108 245H110L109 244V242L107 243ZM112 244V245H113ZM142 244V245H143ZM157 244V243H156ZM169 244V243H168ZM167 244V245H168ZM15 245H17V243L15 244H11V245H6L5 244V246H8V248L7 247H2V249L3 248H5V249H8V252H7V258L9 259V260H12V261H14V262H18L19 264H38V263H40V261L42 260L41 258H38L39 257V254H38V257L37 256H35L36 258H34V259H32V258H30V257H28V258H30L31 260H28L27 258H25L24 256V253L23 252H21L20 253V251L21 250H19L20 248L19 247H21V246H19V247H17V246H15ZM19 245V244H18ZM106 245V244H105ZM264 245V244H263ZM263 245H261V246H263ZM49 246V245H48ZM63 246V245H62ZM61 246V247H62ZM69 246V245H68ZM132 246V245H131ZM147 246V247H148ZM256 246H257V244H256ZM72 247V246H71ZM95 247V246H94ZM178 247H181L182 248V250L183 249H185L184 251V253L183 252H177V249L176 248H178ZM260 247V246H259ZM17 248H19V249H17ZM29 248V247H28ZM47 248V247H46ZM45 248V249H46ZM79 248V247H78ZM261 248V247H260ZM259 248V252H260V250H263V249H260ZM1 249V247H0V250H2ZM24 249V248H23ZM22 249V250H23ZM27 249V248H26ZM43 249V248H42ZM48 249V248H47ZM46 249V250H47ZM58 249H60V248H58ZM62 249H63V247H62ZM70 249V248H69ZM74 249V248H73ZM80 249V248H79ZM81 249H82V247H81ZM134 249V248H133ZM136 249L137 248H135V251H136ZM253 249V250H252ZM18 250H19V253H18ZM29 250H30V248H29ZM34 250V249H33ZM40 250V249H39ZM50 251H51V249H49ZM61 250V249H60ZM64 250V249H63ZM63 250H61V251H63ZM68 250V249H67ZM67 250H65V251H67ZM78 250V249H77ZM180 249H178V251H179ZM256 250V249H255ZM258 250V249H257ZM28 251V250H27ZM31 251V250H30ZM29 251V252H30ZM59 251V250H58ZM64 251V252H65ZM81 251H83V250H81ZM89 251H91V250H88V252ZM129 251H130V249H129ZM138 251V250H137ZM140 251V250H139ZM2 252H5V250L4 251H0V253L1 254H3V256H4V253H2ZM41 252V251H40ZM43 252V251H42ZM69 252V251H68ZM68 252H66V253H62L61 252V254H59L58 256H60L61 258H69V257H71V256H73L74 255V253H68ZM71 252V251H70ZM74 252V251H73ZM93 252V251H92ZM133 252V254L135 253L133 250L131 251V253ZM151 252H153V251H150V253ZM161 252V251H160ZM160 252H154V255L155 254H157L158 253V255L157 256H155V257H153V258H155L156 259V257H158L159 256V253ZM6 253V252H5ZM22 253H23V255H22ZM31 253V252H30ZM45 253V252H44ZM43 253V254H44ZM53 253V252H52ZM51 253V255L53 256V254ZM87 253V252H86ZM129 254H130V252H128ZM142 253H144V252H142ZM164 253V252H163ZM166 253V252H165ZM189 253H191L193 256H192V258L191 257H189ZM258 253V252H257ZM34 254H36V253H34ZM34 254H33V256H34ZM47 254V253H46ZM46 254H45V257H47L46 256ZM49 254V253H48ZM56 254V253H55ZM91 254V253H90ZM94 254V253H93ZM92 254V255H93ZM105 254V253H104ZM132 254V256H136V255H133ZM149 254V253H148ZM153 254V253H152ZM160 254H162V253H160ZM76 255H78V254H76ZM82 255V254H81ZM85 255V254H84ZM131 255V254H130ZM163 255V254H162ZM42 256H44V255H41L40 257H42ZM54 256H56V255H54ZM75 256V255H74ZM80 256V255H79ZM88 256V255H87ZM90 256V255H89ZM103 256V255H102ZM108 256V255H107ZM140 256V255H139ZM146 256V255H145ZM151 256V255H150ZM153 256V255H152ZM161 256V255H160ZM159 256V257H160ZM163 256V257H164ZM191 256V255H190ZM259 256H261L260 257V264H264V252H263V254L262 255H260L259 254ZM2 257V256H1ZM4 257H6V255L4 256ZM32 257V256H31ZM78 257V256H77ZM86 257V256H85ZM95 257V256H94ZM109 257H111V256H109ZM122 257V256H121ZM162 257V256H161ZM161 257H160V259H161ZM6 258V259H7ZM51 258V257H50ZM53 258V257H52ZM56 258V257H55ZM71 258H73V257H71ZM71 258H69V259H71ZM75 258V257H74ZM80 258V257H79ZM93 258V257H92ZM134 258V257H133ZM138 258V257H137ZM144 258V257H143ZM3 259V258H2ZM5 258H4V261L6 262L7 260H6ZM39 259H41V260H39ZM47 259V258H46ZM68 259V260H69ZM75 259H77V258H75ZM85 259V258H84ZM159 259V258H158ZM163 259V258H162ZM44 260V259H43ZM67 260V261H68ZM79 260V259H78ZM172 260V261H173ZM44 261H46V260H44ZM57 261V260H56ZM84 260H82V262H83ZM87 261V260H86ZM90 261H91V258H90ZM161 261V260H160ZM168 261V260H167ZM170 261V260H169ZM258 261V260H257ZM10 262V261H9ZM92 262H94V261H92ZM123 262V261H122ZM125 262V261H124ZM116 263H118V261L116 262ZM125 263H127V261L125 262ZM124 263V264H125ZM167 263V262H166ZM8 264V263H7ZM49 264V263H48ZM53 264V263H52ZM74 264V263H73ZM86 264H87V262H86ZM93 264V263H92ZM130 264V263H129Z\"/></svg>",
  "mask_w": 264,
  "mask_h": 264
},
{
  "label": "flooded vegetation",
  "instance_id": "flooded-vegetation-1",
  "mask_svg": "<svg viewBox=\"0 0 264 264\" xmlns=\"http://www.w3.org/2000/svg\"><path fill=\"white\" fill-rule=\"evenodd\" d=\"M39 1L40 0H0V13L3 14L5 12L11 10V8L13 6L16 9H20L21 6H23V5H31V7L43 8L45 6V3L48 0H42L43 1L42 3H39ZM35 13L46 14V12H43V11H38V12H35ZM37 19H39V18H37Z\"/></svg>",
  "mask_w": 264,
  "mask_h": 264
}]
</instances>
